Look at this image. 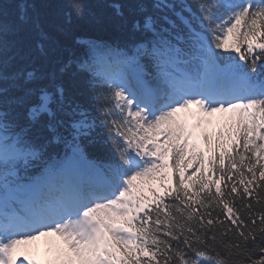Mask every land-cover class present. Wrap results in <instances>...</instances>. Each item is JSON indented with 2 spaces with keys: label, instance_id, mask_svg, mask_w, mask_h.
Here are the masks:
<instances>
[{
  "label": "snow or ice",
  "instance_id": "snow-or-ice-1",
  "mask_svg": "<svg viewBox=\"0 0 264 264\" xmlns=\"http://www.w3.org/2000/svg\"><path fill=\"white\" fill-rule=\"evenodd\" d=\"M133 11L138 42L75 62L97 118L40 21L0 8V264H264V0Z\"/></svg>",
  "mask_w": 264,
  "mask_h": 264
},
{
  "label": "trees",
  "instance_id": "trees-1",
  "mask_svg": "<svg viewBox=\"0 0 264 264\" xmlns=\"http://www.w3.org/2000/svg\"><path fill=\"white\" fill-rule=\"evenodd\" d=\"M71 2L72 0H0V8L7 13L8 22L13 20L18 9L25 7L28 8L31 16L40 21L59 48V62H45V70L58 72L60 64L73 61L70 71L62 75L58 73L57 83L65 86L71 101L87 107L94 117L99 118L101 113L96 107L95 97L89 84L90 78L88 74L77 71L75 62L87 58L90 43L126 48L138 42L141 36L132 29L133 21L139 18L133 11L137 0H83L85 6L83 16L76 17L73 12L72 23L65 25V13L71 11L69 8ZM140 2L151 11L152 0H140ZM114 5L120 6L123 16L115 15ZM224 55L235 56L236 53H224ZM259 63L258 61V66ZM89 151L100 154L97 146H89ZM194 259L196 264H215V261L208 256L194 257Z\"/></svg>",
  "mask_w": 264,
  "mask_h": 264
},
{
  "label": "rangeland",
  "instance_id": "rangeland-1",
  "mask_svg": "<svg viewBox=\"0 0 264 264\" xmlns=\"http://www.w3.org/2000/svg\"><path fill=\"white\" fill-rule=\"evenodd\" d=\"M213 130H216L215 127L209 129V131H213ZM36 248H37V251L42 252L43 255H44V253H45V251H46V247H45L44 245L38 244V246H36Z\"/></svg>",
  "mask_w": 264,
  "mask_h": 264
}]
</instances>
